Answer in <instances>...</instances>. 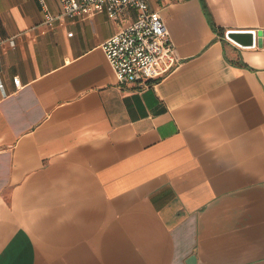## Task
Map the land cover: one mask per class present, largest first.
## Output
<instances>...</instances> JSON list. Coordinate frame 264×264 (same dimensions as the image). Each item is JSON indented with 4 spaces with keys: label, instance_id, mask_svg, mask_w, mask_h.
<instances>
[{
    "label": "crops",
    "instance_id": "obj_1",
    "mask_svg": "<svg viewBox=\"0 0 264 264\" xmlns=\"http://www.w3.org/2000/svg\"><path fill=\"white\" fill-rule=\"evenodd\" d=\"M148 2L180 63L140 85L134 11L0 0V264H264V0Z\"/></svg>",
    "mask_w": 264,
    "mask_h": 264
},
{
    "label": "built area",
    "instance_id": "obj_2",
    "mask_svg": "<svg viewBox=\"0 0 264 264\" xmlns=\"http://www.w3.org/2000/svg\"><path fill=\"white\" fill-rule=\"evenodd\" d=\"M39 1L45 11L44 22L47 24L93 11H105L112 20H118L128 10L136 13L133 21L121 27L102 44L120 84L156 83L180 63L166 21L159 11L150 8L148 0H58L57 12L51 11L47 0ZM7 41L13 43L11 38L0 35V47Z\"/></svg>",
    "mask_w": 264,
    "mask_h": 264
},
{
    "label": "water",
    "instance_id": "obj_3",
    "mask_svg": "<svg viewBox=\"0 0 264 264\" xmlns=\"http://www.w3.org/2000/svg\"><path fill=\"white\" fill-rule=\"evenodd\" d=\"M231 38L236 40L237 42L244 44V45H252L254 37L251 33L245 34V33H236L232 32L229 35ZM189 264H196V257L193 256L189 260Z\"/></svg>",
    "mask_w": 264,
    "mask_h": 264
}]
</instances>
